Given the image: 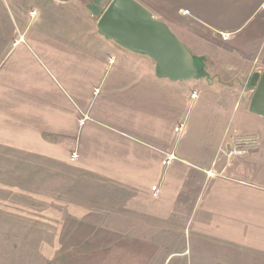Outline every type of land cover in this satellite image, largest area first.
I'll list each match as a JSON object with an SVG mask.
<instances>
[{
    "label": "rangeland",
    "instance_id": "rangeland-1",
    "mask_svg": "<svg viewBox=\"0 0 264 264\" xmlns=\"http://www.w3.org/2000/svg\"><path fill=\"white\" fill-rule=\"evenodd\" d=\"M41 7L55 5L0 0V264H264V188L246 194L235 187L229 181L254 185L229 172L221 148L213 166L214 150L186 143V123L169 130L165 152L177 158L164 153L152 179L136 187L151 193L139 199L143 206L108 180L112 166L97 164L118 158L112 112L103 104L110 78L102 81L84 63L71 67L65 51L55 59V31L91 27L85 19L71 27L67 16L38 14ZM259 117L239 112L230 128L259 136L246 170L264 186ZM136 146V161L155 159V150ZM239 158L229 166L239 168ZM209 162L207 171L198 168Z\"/></svg>",
    "mask_w": 264,
    "mask_h": 264
},
{
    "label": "crops",
    "instance_id": "crops-1",
    "mask_svg": "<svg viewBox=\"0 0 264 264\" xmlns=\"http://www.w3.org/2000/svg\"><path fill=\"white\" fill-rule=\"evenodd\" d=\"M49 1L55 7H41L38 14L67 16L75 20L71 27L79 18L85 19L91 27L84 31H55V59H61L60 54L65 51V55H70L68 63L71 67L78 68L84 63L87 70H96L97 76L100 72L102 81L107 75L110 78L103 104L112 112L115 127H111L114 129L111 134L118 158L113 162L101 160L97 165L112 166L108 180L130 189L129 198L143 206L139 199L151 197V193L136 187L152 179L151 170L158 171L166 157L164 153L176 157L173 152H165L171 139L170 129H178L186 123L184 129H190L186 143L214 150L213 166L220 161L215 160L220 148L233 146L238 137H251L241 135L237 130L232 132L230 127L235 114H249L255 92L250 86L252 76L257 72L264 73V0H134L156 21L166 24L203 67L200 77L187 81L157 77L156 61L152 57L132 51L99 32V20L112 0ZM91 37L99 38L101 43L88 45L82 40ZM94 50L97 52L92 57L90 54ZM112 58L115 59L114 66L107 70ZM84 115L90 118L87 112ZM259 118L264 120L262 116ZM198 129L205 132L196 139L194 133ZM252 137L257 139V147L248 157L237 159L242 160V165L238 163L239 168L233 169V165L227 164L229 172L238 170L242 181L254 185L229 181L245 193L264 188L255 180L254 173L246 170L253 162V155L260 151L259 136ZM136 142L148 146L141 148L157 151L153 153L156 154L154 160L146 161L149 171L144 159L136 161L134 158L138 149ZM178 158L180 162L196 166L185 157ZM198 168L207 171L211 168L210 162ZM176 177L183 178L179 174Z\"/></svg>",
    "mask_w": 264,
    "mask_h": 264
},
{
    "label": "water",
    "instance_id": "water-1",
    "mask_svg": "<svg viewBox=\"0 0 264 264\" xmlns=\"http://www.w3.org/2000/svg\"><path fill=\"white\" fill-rule=\"evenodd\" d=\"M98 30L107 39L152 57L159 78L187 81L203 72V67L170 28L156 21L134 0H112L99 20ZM250 86L255 92L249 110L264 117V73H255Z\"/></svg>",
    "mask_w": 264,
    "mask_h": 264
},
{
    "label": "built area",
    "instance_id": "built-area-1",
    "mask_svg": "<svg viewBox=\"0 0 264 264\" xmlns=\"http://www.w3.org/2000/svg\"><path fill=\"white\" fill-rule=\"evenodd\" d=\"M257 139L254 137H238L232 148L220 149L223 157L228 160V164L232 163L236 158L248 155V152L256 149ZM172 157H170L171 159Z\"/></svg>",
    "mask_w": 264,
    "mask_h": 264
}]
</instances>
